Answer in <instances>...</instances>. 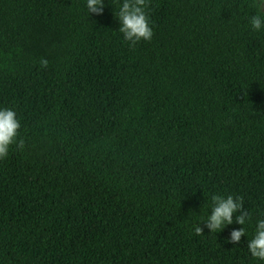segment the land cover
<instances>
[{"label":"trees","instance_id":"trees-1","mask_svg":"<svg viewBox=\"0 0 264 264\" xmlns=\"http://www.w3.org/2000/svg\"><path fill=\"white\" fill-rule=\"evenodd\" d=\"M122 2L0 0V264H264V0H150L136 46ZM214 194L251 220L210 232Z\"/></svg>","mask_w":264,"mask_h":264},{"label":"clouds","instance_id":"clouds-1","mask_svg":"<svg viewBox=\"0 0 264 264\" xmlns=\"http://www.w3.org/2000/svg\"><path fill=\"white\" fill-rule=\"evenodd\" d=\"M150 0H123L119 11L115 16L120 21V32L124 39L130 42V46H136L140 41H151L153 38V29L150 26L147 8ZM104 0H87V9L89 14H102ZM251 26L253 30L259 31L264 28V17L253 15L251 17ZM46 58H41L40 66L47 67ZM21 124L16 118V113L12 109H0V160L7 159L10 147L15 144L17 148L22 149L25 142L20 137ZM211 214L207 216L205 223L210 232H219L226 225L233 223V214L238 211L241 213L235 216V221L244 225L246 221L251 220V214L244 210V199L242 196L229 194L226 197L214 194L212 197ZM195 233L201 235L204 233L201 223L195 227ZM246 235L245 228L234 229L231 232L230 243L238 244L241 237ZM249 253L253 258L264 261V219L258 220L255 228L254 237L247 244Z\"/></svg>","mask_w":264,"mask_h":264}]
</instances>
